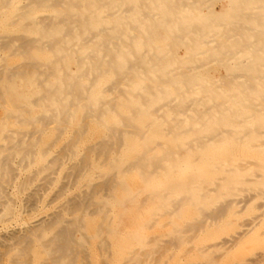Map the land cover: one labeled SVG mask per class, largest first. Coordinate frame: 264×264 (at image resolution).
<instances>
[{
  "label": "bare ground",
  "instance_id": "obj_1",
  "mask_svg": "<svg viewBox=\"0 0 264 264\" xmlns=\"http://www.w3.org/2000/svg\"><path fill=\"white\" fill-rule=\"evenodd\" d=\"M63 158L87 190L42 215L31 187ZM131 172L156 186L138 207L177 217L167 231L114 214ZM250 191L264 197V0H0V264H109L93 240L168 264Z\"/></svg>",
  "mask_w": 264,
  "mask_h": 264
},
{
  "label": "rangeland",
  "instance_id": "obj_2",
  "mask_svg": "<svg viewBox=\"0 0 264 264\" xmlns=\"http://www.w3.org/2000/svg\"><path fill=\"white\" fill-rule=\"evenodd\" d=\"M222 7L225 8L226 5L223 4ZM55 153L56 152L53 151L52 156L55 155ZM134 155L135 152H130L129 157L130 158L134 157ZM75 161L76 160H70L67 158H63L59 160L56 169L54 168L52 172L49 173L48 183H46L45 185L43 184L42 185L43 187L38 183L34 184L31 187L32 195L34 196L32 197L33 202L35 203L44 202L45 204H49L48 208L50 209L45 211L44 214L42 215L49 214L51 211L58 210V208H60L68 199L76 195H79L83 193V191L85 192L87 190L84 182V178L86 176L85 174L81 173L79 176L78 175H74L75 177L72 176L69 167H71ZM99 172L100 170H96L95 174H98ZM95 174H93L94 178L92 179L94 183L100 180L95 176ZM63 175L68 177L65 178V176ZM125 181L127 183L128 188L131 190L130 192L131 197L129 199V203L131 206L128 209L124 208V206H122L121 208V204L111 202V207L113 208V212L116 216L119 217V220L122 221L121 224L123 226L127 223L128 220L135 218L134 227L142 229V233L144 235H159L168 230L169 227L162 226V224H164L166 221L168 220H172L174 222L178 221L177 217L167 213L168 207L167 206L163 207L162 205H160L155 197L152 196L147 197L146 199L147 208L138 207V202L143 197L144 192L150 194L156 191L155 185L152 184L148 185L145 187L146 190L143 191L142 190L143 185L139 183L138 177L134 172H131L127 176H125ZM62 183L65 184L63 185ZM35 190L36 193L34 192ZM113 194L118 200L124 201L125 198L124 191L120 190L117 186H115V189L113 190ZM241 194H240L241 196L244 195L246 198L244 200L243 199L244 196L243 198L241 197L240 199H242L245 203L241 201L239 204L235 206V208L239 210V213L235 215L229 214L226 217L225 223H220V227L215 232H213L211 237H209L208 239L203 241L201 240V236L199 235H194L190 232H182L181 236L183 238V241L179 245L178 250L175 252L176 254L171 256V258L168 260V264H175V261H177V259L185 260L184 262H187V264H198V263L199 264H210V263L211 264H252L253 262L255 264H263L264 263V253H263L264 197L252 191L246 192L245 194L244 193ZM249 194L252 197H250ZM144 208L147 210H144ZM134 213H137L136 217H134ZM127 214L130 215L128 216ZM146 222H150L151 225L150 224L145 225ZM190 236L191 238L189 239L188 237ZM221 243L223 245H221ZM91 244L93 248H95L98 262L99 261L101 262L103 259H106L107 262H109V264L122 263L123 255L122 253H120L119 250L111 247L108 250V252L105 253L95 247L96 241L93 240ZM200 245L206 247L208 246L207 248L205 247L204 252L202 254H199L197 249H193L194 246L196 247ZM168 256H170L169 253L164 252L163 258L166 259V257ZM212 257H213V261H212ZM93 262L96 263L95 260H93Z\"/></svg>",
  "mask_w": 264,
  "mask_h": 264
}]
</instances>
